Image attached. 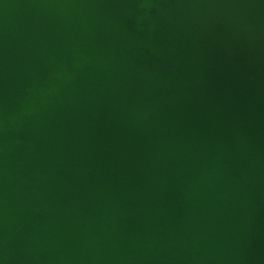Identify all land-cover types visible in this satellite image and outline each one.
Returning <instances> with one entry per match:
<instances>
[{"label": "water", "instance_id": "95a60500", "mask_svg": "<svg viewBox=\"0 0 264 264\" xmlns=\"http://www.w3.org/2000/svg\"><path fill=\"white\" fill-rule=\"evenodd\" d=\"M0 264H264V0H0Z\"/></svg>", "mask_w": 264, "mask_h": 264}]
</instances>
